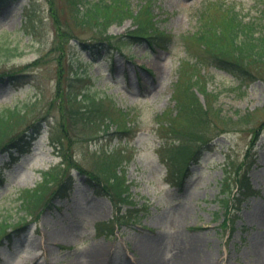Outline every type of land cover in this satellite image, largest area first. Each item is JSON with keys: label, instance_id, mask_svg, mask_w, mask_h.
Returning <instances> with one entry per match:
<instances>
[{"label": "rangeland", "instance_id": "1", "mask_svg": "<svg viewBox=\"0 0 264 264\" xmlns=\"http://www.w3.org/2000/svg\"><path fill=\"white\" fill-rule=\"evenodd\" d=\"M128 2L136 12L151 5L159 37H130L137 27L131 17L102 33L74 17L72 0L0 4V43L17 47L13 54L0 49V72L22 73L0 82V112H24L17 133L37 123L42 129L30 151H0V223L19 227L0 246V264H185L191 257L205 264H264V63L237 77L193 37L203 18L219 21L222 6L238 10L255 24V36H264V0ZM59 28L65 31L60 38ZM100 37L107 47L92 57L83 44ZM80 38L85 43L77 44ZM77 55L85 65L95 58L83 65L90 79H76L83 73ZM183 69L184 80L197 74L207 90L198 91L201 102L222 113L208 120L204 135L211 139L200 149V142L194 145L198 154L185 176L180 168L187 156L169 157L183 141L159 125L177 110L173 91ZM86 89L104 96L106 108L116 105L111 116L127 113L118 114L120 125L130 127L127 135L116 133L115 123L103 134L75 122L73 96ZM177 126L189 127L185 115ZM106 150L127 159L119 170L131 202L97 192L90 182ZM70 175L71 189L59 195ZM246 181L252 191L242 195L238 187ZM41 186L40 203L25 204ZM126 212L133 214L129 222H113Z\"/></svg>", "mask_w": 264, "mask_h": 264}, {"label": "trees", "instance_id": "2", "mask_svg": "<svg viewBox=\"0 0 264 264\" xmlns=\"http://www.w3.org/2000/svg\"><path fill=\"white\" fill-rule=\"evenodd\" d=\"M4 0H0L2 4ZM74 17L81 20L83 24L95 25L97 29H100L102 33L108 31L110 25L116 22H122L124 19L131 17L135 20L137 27L131 31L130 37L136 41L149 40L153 41L154 38L159 37L158 33H154L158 30L157 21L154 20L151 14V5L146 4L136 12L128 0H72ZM147 7L145 10L144 8ZM223 8L222 17L218 22H213L211 18L202 19V24L195 31L193 35L194 39L199 41L203 46L205 52L212 56L213 61L223 69L233 73L237 77L247 76L250 73L248 65L264 63V36H255V24L252 22H245L241 13L235 8ZM56 18V22L60 23L59 16L56 12H53ZM31 20V18H30ZM28 17L26 18L25 26H27ZM57 35L60 37L65 35V31L59 28ZM154 33V34H153ZM77 44L85 40L77 39ZM92 42L83 44V46L92 50V57H95V52L99 53L101 50L107 47V42L103 37L93 38ZM15 46V45H14ZM11 43H0V49L4 52L12 53L13 49H17ZM119 47V46H118ZM95 58H91L87 64H92ZM80 56H76V62L79 66L84 67L87 64H80ZM83 73L76 79L78 81H85L90 79L93 75L90 74L87 68L82 69ZM187 69H183L181 77L178 78L173 91V98L175 99V106L177 110L174 115H170L167 121L159 122L161 128L168 127L178 139L183 141L179 145L177 152L174 155L169 156L172 161L181 160V156H187L183 158L184 165L180 168V172L185 175L188 174L189 161L193 156L198 154L196 151V144L200 142L198 148L202 147L210 141L204 135L205 127L208 120L212 116H220V111L215 112L216 109L211 104H203L200 100L198 91H201L206 95L207 90L202 88L199 82L197 74H192L187 80H184V76H187ZM22 73L14 71H1L0 82H3L5 78L18 77ZM183 85V86H181ZM74 88V85L71 86ZM81 94V95H79ZM206 97V96H205ZM71 98V97H70ZM209 97H207L208 99ZM206 99V98H205ZM206 99V100H207ZM105 97L100 93L86 89L80 93H76L73 96V107L71 114L74 117L76 123H80L85 127L96 128L97 133L109 134L111 133V124L115 123L116 133L127 135L130 132V127H122L118 118L119 113H124L123 110L117 111V116H111L109 111H112L116 107L115 104L111 106V109L106 108ZM128 114L133 112V108L128 110ZM165 114V113H164ZM185 115L189 121V127L186 129L179 128L177 126V119ZM26 115L17 107L6 108L3 112H0V151L10 152L28 151L34 139L41 132L40 124H34L29 129H24L22 132H16L15 127L22 122H25ZM117 120V121H116ZM176 126V127H175ZM60 137V136H58ZM185 140V141H184ZM62 139L57 141L58 145H61ZM100 160L98 163L99 171L97 173L89 174L91 184L95 187V190L100 193H106L113 195L119 202H131L129 201V186L126 184V178L121 174V167L123 163H126L127 159L123 157L122 151L106 150L104 153H100ZM79 168V167H78ZM46 173L44 174V176ZM183 178V175L181 176ZM68 181L63 182L60 185L57 193L59 195H66L67 191L71 189L74 180L72 176H69ZM69 182V184H68ZM181 184V182L179 183ZM242 191V195H245L252 191L248 181L242 183L238 187V192ZM44 192V187L41 186L33 194L25 197L24 203L28 204L33 202L35 206L40 203L41 194ZM33 196H37V201H33ZM132 211V210H131ZM33 215V214H32ZM116 219L122 224L123 222H129L132 219V213H117ZM27 222V221H26ZM111 220L105 222L108 225ZM22 224V223H19ZM101 224V223H100ZM99 224V225H100ZM114 224H112L113 226ZM111 226V227H112ZM23 227V226H22ZM25 227V226H24ZM19 229L17 225L8 226L5 223H0V244L5 239H10L13 230ZM9 229L11 231H9ZM106 226L103 230H107Z\"/></svg>", "mask_w": 264, "mask_h": 264}, {"label": "bare ground", "instance_id": "3", "mask_svg": "<svg viewBox=\"0 0 264 264\" xmlns=\"http://www.w3.org/2000/svg\"><path fill=\"white\" fill-rule=\"evenodd\" d=\"M57 235V234H55ZM185 264H205V262L203 261V259L200 258H188L187 262Z\"/></svg>", "mask_w": 264, "mask_h": 264}]
</instances>
